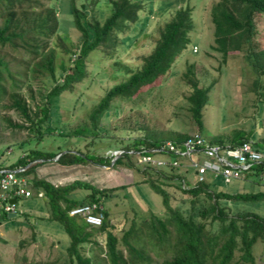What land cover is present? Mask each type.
<instances>
[{
  "label": "trees",
  "instance_id": "obj_1",
  "mask_svg": "<svg viewBox=\"0 0 264 264\" xmlns=\"http://www.w3.org/2000/svg\"><path fill=\"white\" fill-rule=\"evenodd\" d=\"M87 1L91 0H85L82 7L71 0L72 23L80 32V39L77 49H69L59 34L57 42H54L55 46L51 47L49 44V38L55 35L58 27L56 0H0V96L8 93V107L18 111L28 121L27 127L34 132L16 143L20 149L19 154L13 161L0 167H23L16 174L26 179L30 191H41L40 196L47 206L44 219L59 223L68 237L63 246L65 256L61 260L42 261L23 255L20 264H258L255 263L252 247L257 241L264 242V216L240 208L237 202L258 200L264 196V191H231L220 186L219 182L251 180L259 176L261 179L264 176V164L253 165L254 171L246 173L244 178L224 181L221 176H211L205 172L200 177L195 173L198 178L191 181L186 179V174L194 170L188 165L189 156L174 153L164 145V141L169 140L174 147L182 148L184 139L198 136L207 142L236 143L248 137L254 139L251 137V125L246 131L233 129L228 137L202 136V117L205 109L208 111L207 92L212 80L207 84L202 82V77H197L192 70L191 63L183 69L173 67V63L180 61L183 55L186 57L200 51H193L197 43L193 42V38L200 40V43L203 40L202 35H196L195 22L197 20L199 26L202 22L196 12V8H199L198 0H146L149 5L147 12L152 10V5L160 10L164 8V11L160 15L162 21L154 17L153 24L148 28L154 38L148 52L140 56V64L125 79L107 87L95 100L86 113L91 127L82 123L65 133L58 131L55 136L50 133L53 129L49 125L52 120L51 109L54 108L52 103L60 92L71 89L84 76L85 58L89 51L100 47L104 51L103 46L112 44L114 37L124 30L129 31L125 40L131 42L146 26L145 18L139 17L144 0H108L110 10L101 21L91 14L92 18L83 22ZM207 14L212 26V41L206 47L216 50L223 63L230 58L232 61L238 53L244 56L253 75L248 89L252 93L251 104L256 107L254 112H260L261 104L264 103V32L261 35L258 33L254 21L264 15V0H210ZM61 50L68 53L69 58L56 63L57 52ZM21 51L27 54L26 59L19 60L15 56ZM10 63H13V73H10ZM31 64L36 65L31 70L44 73L45 79L50 83L43 94V101L34 110L26 105L17 92L29 80ZM3 72L7 73V80L3 78ZM175 74L185 87L181 90L183 107L189 112L198 132H186L184 129L161 136L152 131L133 137L127 143L115 140L114 144H105V147L113 144L111 148L123 149L111 165L124 164L146 173L141 181L148 183L160 195L164 215L151 212L138 226L131 220L128 228L122 229L117 237L116 226L108 221L109 208L103 204L104 198L117 186L95 187L79 180L54 185L44 178L30 176L34 166L56 154L54 161L61 164L87 161L109 164L111 154L90 151L95 138L102 135L98 117L110 107H115L114 103L117 101L136 104L141 93H149L154 87L155 80ZM161 97V94L158 95V102ZM179 106L182 107L180 104ZM43 132L50 133L60 142L57 141L52 148L46 147L44 140H41ZM89 133L91 139L80 146V141ZM71 136H76V142L79 143L64 146V142ZM253 141L255 148L264 150V137ZM141 146H162L160 151L143 153L164 158L166 162L159 165L138 163L139 154L129 150L136 151ZM159 153L167 157L159 156ZM130 154L136 156L133 161L129 159ZM173 160L177 163H171ZM76 186H84L88 191L80 198L68 196L67 191ZM167 186H172L179 192V197L186 202L184 207L172 203L173 194ZM24 197L27 196L14 195V212L16 201ZM4 199H1L2 203L5 202ZM90 201L102 205L99 210L101 223L97 226L89 225L81 217L67 213L69 207ZM6 215V210H0L1 218ZM26 215L28 214L23 213L22 216ZM35 235L37 238L44 236L41 233Z\"/></svg>",
  "mask_w": 264,
  "mask_h": 264
},
{
  "label": "rangeland",
  "instance_id": "obj_2",
  "mask_svg": "<svg viewBox=\"0 0 264 264\" xmlns=\"http://www.w3.org/2000/svg\"><path fill=\"white\" fill-rule=\"evenodd\" d=\"M84 1L72 0L79 5L82 4V7H84ZM209 2L210 0H198L197 2L199 8H196V12L202 22L201 26L198 25L197 20L195 22L197 26L196 35H202V42L205 41L200 43V40L193 38V42H197L193 51L195 49L197 51L200 49V51L186 55V57L183 55L180 61L173 63V67L183 69L185 65L191 63L192 70L197 77H202L200 78L202 82L207 84L212 80L207 92L208 111L205 109L202 117V136L209 138L215 136L228 137L233 129L246 131L251 125L253 129L251 137L260 140L264 137V103L261 104L260 112H254L256 107H252V93L248 90L253 75L244 56L238 53L232 61L230 58L223 63L220 61V55L216 50L209 48V46L206 47L212 41V26L207 14ZM86 5L83 22L89 21L92 18L91 14H94V17L101 21L110 10L108 0H91L90 2L87 1ZM148 7V2L144 0L139 17L145 18L144 24L146 26L131 42L125 40V35L129 31L124 30L114 37L112 44L103 46L104 51L102 47L89 51L85 58L86 72L84 76L75 82L71 89L60 92L52 103L54 108L51 109L52 120L49 121V125L53 128L50 132L53 133V136L58 131L65 133L82 123L91 127L86 113L95 100L107 87L125 79L140 64V56L148 52L154 38V34L148 28L153 24L154 17H158L162 21L160 15L164 11V8L160 10L152 5V10L147 12ZM55 9L58 27L55 35L49 38L50 46H55L54 42H57L59 34L64 38L67 48L77 49L80 32L72 23L71 0H56ZM88 11L90 12L88 13ZM253 19L255 20V18ZM254 26L260 35L264 32V15L256 18ZM209 35L210 37H208ZM260 44L262 45V43ZM15 56L19 60L28 57L22 51ZM67 58H69L68 53L61 50L57 52L55 62L65 61ZM32 67L36 68V65L31 64L29 66V80L25 81L17 92L26 105L34 110L35 106L43 101V94L49 88L50 83L45 79L44 73L31 70ZM9 68L10 73H13V63L9 64ZM2 75L5 80L8 79L6 72H3ZM184 89L182 82L178 80V75L175 74L155 80L154 87L149 93H141L136 104L127 101L115 102V107H110L106 113L98 117V127L103 137L95 138L90 151L93 150L103 155L111 154L112 160L118 156V153L114 152L118 148H111L115 140L127 143L133 137L152 133V131L161 136L184 129L186 132H198L189 112L183 107L184 99L181 98V90ZM7 90L10 91V88ZM160 94L162 97L161 101L158 102L157 97ZM9 102L10 97L7 92L0 96V166L7 165L19 154L20 149L16 143L34 134L27 127L28 121L14 108L8 107ZM50 133L43 132L41 138L48 148L54 147L57 141L60 142ZM90 137L91 133L86 134L85 139L80 141V146ZM77 140L76 136H71L62 144L72 146L74 143H79L76 142ZM108 142L113 144L105 147ZM158 155L167 157L165 154L159 153ZM53 157L34 166L30 176L44 178L54 185H65L74 180H79L89 182L95 187L117 186L109 196L104 198L103 203L109 208L108 221L116 226L117 237L120 236L122 229L128 228L131 220L134 221L135 226H138L148 218L151 212L164 215L160 195L154 192L148 183L141 181L146 173H141L134 167L124 164L105 165L91 161L78 164H61L54 161ZM134 157L136 156L129 155L131 161ZM151 175L155 176L154 173ZM259 177L251 180H231L228 183L219 182V184L231 191H264V176L261 179ZM197 178L198 176L193 170L186 174V179L191 181H195ZM167 189L173 194L172 203L179 204L181 207L186 205V202L179 197L178 191H175L172 186H167ZM87 191L88 188L84 186H76L69 189L67 194L73 198H80ZM31 192L30 196L19 198L16 201V212L13 216L0 217V264H20L23 255L26 258L31 256L42 261L61 260L65 256L63 246L68 239L66 233L59 223L47 222L44 219L47 213L46 203L41 196H37L35 190H31ZM124 194L126 196H123ZM237 203L242 209L245 208L264 216V196L258 200L239 201ZM230 205L232 207L231 203ZM23 213L28 215L23 217ZM34 231L35 234L41 233L44 236L41 238L40 235L37 238ZM50 234L52 235L50 236ZM99 240L101 241V239ZM20 241L22 242L20 243ZM252 249L255 263L264 264V242L257 241ZM86 253H90V251H86Z\"/></svg>",
  "mask_w": 264,
  "mask_h": 264
},
{
  "label": "built area",
  "instance_id": "obj_3",
  "mask_svg": "<svg viewBox=\"0 0 264 264\" xmlns=\"http://www.w3.org/2000/svg\"><path fill=\"white\" fill-rule=\"evenodd\" d=\"M253 143L254 141L250 137L233 143L229 141L207 142L198 136L184 139L182 148H177L169 140L164 141V145L172 149L174 153L189 156L188 165L193 167L194 173L199 177L207 172L211 176H221L224 181H229L231 178H244L246 173L254 171L253 165L264 164V150L255 148ZM162 149V146H141L138 150L130 149L129 152L139 154L138 162L140 163L159 165L166 162L164 158H156L143 153V151H160ZM115 151L120 155L123 149L118 148ZM171 163L176 164L177 162L173 160ZM22 169L23 167H0V210L14 212V203L8 202V199L14 195H31L26 179L16 174ZM40 195L41 191L38 190L37 196ZM1 199H4L5 202L2 203ZM101 208L102 205L99 202H83L69 207L67 213L81 217L89 225L97 226L101 223L99 214Z\"/></svg>",
  "mask_w": 264,
  "mask_h": 264
},
{
  "label": "water",
  "instance_id": "obj_4",
  "mask_svg": "<svg viewBox=\"0 0 264 264\" xmlns=\"http://www.w3.org/2000/svg\"><path fill=\"white\" fill-rule=\"evenodd\" d=\"M80 6H83V5L81 4ZM56 157H57V155L54 156L53 159H55ZM113 160L114 159H112L110 161L109 165L113 162ZM14 201H15V198L14 197L8 199V202H14ZM14 214H15V212H7V216H13Z\"/></svg>",
  "mask_w": 264,
  "mask_h": 264
}]
</instances>
